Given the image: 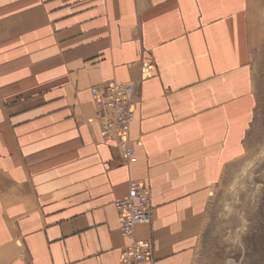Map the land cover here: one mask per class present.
<instances>
[{
    "label": "crops",
    "instance_id": "1",
    "mask_svg": "<svg viewBox=\"0 0 264 264\" xmlns=\"http://www.w3.org/2000/svg\"><path fill=\"white\" fill-rule=\"evenodd\" d=\"M250 0H0V264H119L113 203L151 191L141 264H193L208 198L256 109ZM135 88L125 166L90 88Z\"/></svg>",
    "mask_w": 264,
    "mask_h": 264
},
{
    "label": "rangeland",
    "instance_id": "2",
    "mask_svg": "<svg viewBox=\"0 0 264 264\" xmlns=\"http://www.w3.org/2000/svg\"><path fill=\"white\" fill-rule=\"evenodd\" d=\"M250 1L259 35L250 64L255 114L245 153L208 198L193 264H264V0Z\"/></svg>",
    "mask_w": 264,
    "mask_h": 264
},
{
    "label": "built area",
    "instance_id": "3",
    "mask_svg": "<svg viewBox=\"0 0 264 264\" xmlns=\"http://www.w3.org/2000/svg\"><path fill=\"white\" fill-rule=\"evenodd\" d=\"M90 89L103 141L116 148L125 166L133 165L140 145L139 140H131L129 132L136 113L135 88L109 81ZM127 191L113 203L119 235L128 241L119 264H141L150 260L153 243L151 239H138L135 228L151 224V191L147 183L136 179L129 182Z\"/></svg>",
    "mask_w": 264,
    "mask_h": 264
}]
</instances>
